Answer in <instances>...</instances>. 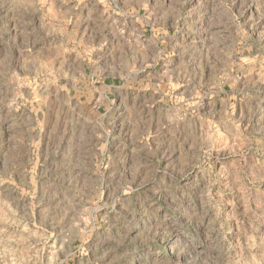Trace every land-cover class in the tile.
<instances>
[{
  "label": "rangeland",
  "instance_id": "1",
  "mask_svg": "<svg viewBox=\"0 0 264 264\" xmlns=\"http://www.w3.org/2000/svg\"><path fill=\"white\" fill-rule=\"evenodd\" d=\"M0 264H264V0H0Z\"/></svg>",
  "mask_w": 264,
  "mask_h": 264
}]
</instances>
